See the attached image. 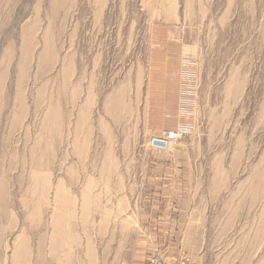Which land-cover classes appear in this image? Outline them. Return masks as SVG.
I'll return each mask as SVG.
<instances>
[{"label": "rangeland", "instance_id": "1", "mask_svg": "<svg viewBox=\"0 0 264 264\" xmlns=\"http://www.w3.org/2000/svg\"><path fill=\"white\" fill-rule=\"evenodd\" d=\"M154 28L190 69L166 149ZM155 262L264 264V0H0V264Z\"/></svg>", "mask_w": 264, "mask_h": 264}, {"label": "crops", "instance_id": "2", "mask_svg": "<svg viewBox=\"0 0 264 264\" xmlns=\"http://www.w3.org/2000/svg\"><path fill=\"white\" fill-rule=\"evenodd\" d=\"M170 45L174 48H169ZM149 48L147 128L154 132L174 131L179 127L188 129L190 125L186 120L183 121L182 118L186 117L183 116V109L180 107L190 82V69L189 67L188 70L184 69L187 58L186 45L169 44L168 39L154 28Z\"/></svg>", "mask_w": 264, "mask_h": 264}, {"label": "built area", "instance_id": "3", "mask_svg": "<svg viewBox=\"0 0 264 264\" xmlns=\"http://www.w3.org/2000/svg\"><path fill=\"white\" fill-rule=\"evenodd\" d=\"M187 132L186 129H178L177 131H172V132H169V131H163L161 134V137L162 138H165V139H179L180 137H182L183 135H185Z\"/></svg>", "mask_w": 264, "mask_h": 264}, {"label": "bare ground", "instance_id": "4", "mask_svg": "<svg viewBox=\"0 0 264 264\" xmlns=\"http://www.w3.org/2000/svg\"><path fill=\"white\" fill-rule=\"evenodd\" d=\"M165 138H163V140H164ZM171 140H174V142L175 141H177V139H171ZM158 141H162V140H158ZM162 142H165V140L164 141H162ZM166 143V142H165ZM152 146L153 147H155V148H159V149H166L167 148V143H166V146L165 147H160V146H156V145H153V143H152ZM153 264H158V262L156 263H153Z\"/></svg>", "mask_w": 264, "mask_h": 264}, {"label": "water", "instance_id": "5", "mask_svg": "<svg viewBox=\"0 0 264 264\" xmlns=\"http://www.w3.org/2000/svg\"><path fill=\"white\" fill-rule=\"evenodd\" d=\"M153 145L160 146V147H165L166 143L158 140L153 141Z\"/></svg>", "mask_w": 264, "mask_h": 264}]
</instances>
